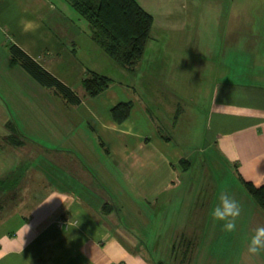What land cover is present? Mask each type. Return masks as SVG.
<instances>
[{
  "label": "crops",
  "instance_id": "0c3cea01",
  "mask_svg": "<svg viewBox=\"0 0 264 264\" xmlns=\"http://www.w3.org/2000/svg\"><path fill=\"white\" fill-rule=\"evenodd\" d=\"M135 1L153 23L145 53L129 72L91 40L88 24L67 0H0V151L14 147L27 156V143L38 150L31 161L37 183L32 200L1 203L0 264H160L162 258L151 255L160 249L147 232H175L172 237L188 238L198 253L199 234L219 227L210 216L219 193L230 195L232 184L242 187L239 177L264 184V0ZM223 10L222 25L193 19ZM218 26L224 58L207 65L217 79L202 112L189 121H201L207 140L205 175L195 180L192 147L184 146L187 128L180 127L187 116L183 101L202 77L211 56L205 45L216 41L211 30ZM10 45L80 102L69 104L11 63ZM88 71L112 83L86 97L81 80ZM128 102L127 118L115 121L111 110ZM10 121L24 141L20 147L5 139ZM13 166L1 177L20 166L26 170L23 159ZM223 172L231 182L217 181ZM201 255L192 264H204Z\"/></svg>",
  "mask_w": 264,
  "mask_h": 264
},
{
  "label": "rangeland",
  "instance_id": "374dc122",
  "mask_svg": "<svg viewBox=\"0 0 264 264\" xmlns=\"http://www.w3.org/2000/svg\"><path fill=\"white\" fill-rule=\"evenodd\" d=\"M218 15V16H217ZM225 18V12L224 10L221 13H206V14H197V16H193V19H196V21H200L202 23L204 22H219L220 24L224 22ZM191 22H195V20H192ZM216 25V24H215ZM222 25V24H221ZM189 31V30H188ZM187 31V32H188ZM212 34L216 36V41L212 43L211 45H205V50L208 51V53H211V56L208 58V62H205V65L203 66V72L202 77L199 78V80L196 78L198 84L196 85L195 90L191 92V99L189 100L186 98L183 101V107L186 110V118L181 119L184 120V125L180 124V127L187 128L185 132L186 136V142L180 141L181 143L184 142V146L192 147L191 153L192 155V169H191V176L195 180H198L200 176L205 175L203 172L200 174V170L202 169L201 166L204 163V160L206 159L205 154L202 153L203 147L206 145L207 140L205 138L203 129L204 126L201 124V121L198 122V124L194 125L190 123V117L193 114V112L201 113L202 108L205 107V104L207 102V98H209V90H210V83H213L216 77H212L208 75L210 72L207 73V65L214 62V59L217 58V62H220V59H223L224 53V47L223 44H220L221 40L219 39L218 32L220 31L219 26L216 28V30H211ZM193 31H191L192 35ZM152 36V35H151ZM154 37L157 35L154 34ZM161 36V35H160ZM171 35L165 34V38H169ZM162 37V36H161ZM203 45V46H204ZM206 57V55L204 54ZM191 60L187 59L179 64H186ZM214 69L211 71V75L214 74ZM176 77V76H174ZM173 76L170 77V80L172 81ZM189 80L190 84H192L195 81V78L190 77L186 78ZM201 81V85L199 82ZM177 84H178V78H177ZM201 86L198 88L197 86ZM194 87V85H193ZM201 90V91H199ZM199 91V92H198ZM194 92L196 93L194 96ZM185 102V103H184ZM186 104V105H185ZM177 129V128H175ZM174 135L176 137L177 133L174 132ZM191 137H194V140H191ZM177 141V140H176ZM26 151H28L29 156H25V153H21L19 148L11 147L10 151L2 152L0 151V177L4 174L2 173L6 168L9 166H16L18 163V160L23 159L25 163L26 170L24 173H22L21 166L16 168L14 173H10L9 180L10 182H7L9 188H7L5 191L0 192V204L6 201L10 197H14V200L16 199H22V202L25 201L26 204L29 203L33 196L35 195V189L34 186L37 184L34 182V173H33V151L35 150L33 147L30 148L29 144L27 143ZM6 149V148H3ZM29 156V157H28ZM29 158V159H28ZM37 160V159H36ZM41 163H37L41 166L51 167L52 169H57L54 165H50L49 161L46 159H40ZM32 165V166H31ZM8 166V167H7ZM13 166V167H14ZM39 169V166H38ZM45 170V169H44ZM202 171V170H201ZM7 175V176H8ZM213 177V174H212ZM203 179V177H202ZM204 180V179H203ZM234 182L238 181V179L234 176L233 177ZM217 181H224L225 183L231 182V177L227 175V173L223 172L222 174H218ZM239 182V181H238ZM194 185L201 184L200 181H193ZM242 188V189H241ZM231 196H233L242 206V213L241 216L237 219V227L236 230L233 232H227L223 228V222L217 221L219 224V227L217 228V232H203L197 233L200 236V239L198 240V253L192 248V246H189L186 241H188V238L181 239L178 236L175 235L172 237L173 233L175 232H158L156 235V232H147L148 235L152 237V244L153 242L156 243V247L160 249L159 254L156 252V249L153 248V252L151 255L156 257V259H161L163 262L160 264H192L193 260L196 257H198L199 252H201V261L204 264H264V251H262L259 255H251L247 252V242L248 239L252 236L254 233V230L257 227L264 226V214L263 212L258 208V206L255 204L254 200L251 198L249 193L243 186H237L235 184H232L230 187ZM242 190L243 193L240 192ZM227 191V189L225 190ZM220 194V193H219ZM219 197V196H218ZM8 223V222H5ZM11 225L4 226V229H8ZM10 229V228H9ZM8 229V230H9ZM145 235V232H143ZM186 235H193V233L196 232H185ZM176 237V238H175ZM145 239V238H144ZM174 239L175 243L172 245V240ZM179 241V243H178ZM170 243V244H169ZM169 244V246H168ZM180 244V249H178L177 245ZM190 244V242H189ZM186 245L187 251L185 254L182 253L183 246ZM173 251L170 252V249ZM165 262V263H164Z\"/></svg>",
  "mask_w": 264,
  "mask_h": 264
},
{
  "label": "trees",
  "instance_id": "16d2710c",
  "mask_svg": "<svg viewBox=\"0 0 264 264\" xmlns=\"http://www.w3.org/2000/svg\"><path fill=\"white\" fill-rule=\"evenodd\" d=\"M67 2L88 24L91 40L118 66L133 72L145 53L153 23L152 16L135 0H67ZM9 53V61L19 64L41 86L54 89L69 104L77 105L80 102V98L72 89L49 74L15 45L9 46ZM111 83L112 80L108 76L92 71H88L81 80L86 97L98 95ZM130 108L129 102L116 105L111 110L113 119L117 122L123 121L129 115ZM6 129L5 139L9 144L15 147L24 144L11 121L6 124ZM7 175L0 177V192L9 188L7 182H10V177ZM239 178L264 214V184L256 186ZM104 207L108 205L105 204Z\"/></svg>",
  "mask_w": 264,
  "mask_h": 264
},
{
  "label": "clouds",
  "instance_id": "9594fccd",
  "mask_svg": "<svg viewBox=\"0 0 264 264\" xmlns=\"http://www.w3.org/2000/svg\"><path fill=\"white\" fill-rule=\"evenodd\" d=\"M242 206L227 191L219 194V203L210 211V216L215 221L223 222V228L227 232H233L237 227V219L241 216ZM264 251V226L257 227L247 242V252L251 255H259Z\"/></svg>",
  "mask_w": 264,
  "mask_h": 264
}]
</instances>
